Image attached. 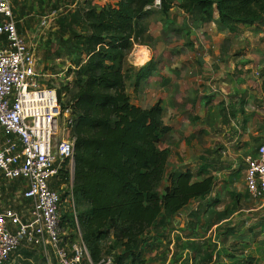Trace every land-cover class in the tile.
<instances>
[{"label":"trees","instance_id":"1","mask_svg":"<svg viewBox=\"0 0 264 264\" xmlns=\"http://www.w3.org/2000/svg\"><path fill=\"white\" fill-rule=\"evenodd\" d=\"M153 3L87 0L58 19L53 41L57 56L69 58L73 79L56 91L62 107L70 109L74 140L72 174L64 164L59 184L70 187L75 207V216L64 212L61 221L75 232L71 242L80 235L91 262L101 260L102 243L110 242L112 264H144L143 252L149 247L171 244L172 219L195 201L183 224L184 242L177 241L185 254L174 251L170 264H221L218 244L239 236L240 227L226 224L211 245L203 236L228 223L235 202L232 209L217 210L221 200L211 196L212 162L203 158L195 174L187 168L169 169L170 151L159 145L171 127L161 120L160 103L142 109L126 93L131 77L138 91L157 72L153 59L138 70L125 65L128 52L148 30L144 20L154 14L153 8L147 9ZM174 8L189 15L194 26L213 22L217 30L231 34L244 26L264 27V0H160L156 10L169 19ZM261 90L264 94V81ZM62 94L69 97L66 102ZM242 103L243 98L239 110L244 114ZM229 106L228 114L234 115L235 105ZM222 111L228 119L225 108ZM238 171L230 174L229 185L240 179ZM225 257L232 264L254 263L253 258Z\"/></svg>","mask_w":264,"mask_h":264},{"label":"rangeland","instance_id":"2","mask_svg":"<svg viewBox=\"0 0 264 264\" xmlns=\"http://www.w3.org/2000/svg\"><path fill=\"white\" fill-rule=\"evenodd\" d=\"M87 0H11L13 11L18 8V13L15 15L18 18L20 13L22 23L18 25L21 34L25 37V41L35 51V57L37 60L38 69L41 71L43 77L41 78V84L45 87H51L58 90L62 86H66L72 81V74H69L68 70L71 68L69 58L65 55L61 57L57 56V47L54 40V35L59 26V20L61 16H64L66 11H72L75 8ZM99 3L102 0H98ZM154 14L145 19L144 23L148 27L146 34L141 38L139 42L134 44L132 49L126 56L125 65L128 68H134L138 70L142 65L153 59L156 64V74L150 77L142 85V90H134L132 77L126 82V93L130 98V102L142 109L150 108L159 102L161 108L165 110V120L167 121L174 115L182 116L180 119L181 129L183 133L186 126L189 124L188 115L192 112L193 102L195 106V113L198 114L200 119L205 116L215 115L216 117L222 116V108H225V114H228L230 110V104L236 105L233 109H238L240 101L243 98L245 111V119L248 117L252 119L251 128L253 132H256L258 124L264 118V97L262 88L261 78V63L264 61V54L260 52L259 48H264V36L260 37L254 30H258L257 27H248L246 29L247 35H244L242 31L241 35L231 34L232 42L229 40L227 43L224 42L226 35H229L226 31H219L213 22L204 23L201 25L190 24V16H185L177 8L172 9L169 15V19H162L163 16L158 13L156 8ZM49 13H54L55 17L52 19L50 26L42 28L39 26V19ZM264 29V27H262ZM255 32V34H253ZM65 38V37H64ZM189 45H192L190 47ZM232 45L234 48L244 46V50L248 49L254 55L252 59V69L246 72L247 83H244L243 69H229L227 64L221 67L219 76L214 72L213 64L220 55V49L225 48L224 46ZM194 46V49H192ZM226 49V48H225ZM228 52V48L226 49ZM140 51H145L144 55L139 54ZM145 53H147L145 55ZM229 59L233 58V55ZM136 56V57H135ZM141 56V57H140ZM239 56V54H238ZM258 57V58H255ZM137 59V60H136ZM143 59L144 61H141ZM139 60V61H138ZM141 63V64H140ZM224 65V64H221ZM257 70L258 77H252V72ZM199 86L192 80L194 77H198ZM215 74V75H214ZM231 75V78H230ZM254 76V74H253ZM246 78V77H245ZM167 83L164 84L167 80ZM241 80V81H239ZM202 81V82H201ZM239 81V82H238ZM244 84L246 85V93H244ZM195 90H197L195 92ZM65 95V94H64ZM62 94L61 101L66 102L69 97ZM209 100V101H208ZM237 100V101H236ZM241 100V99H240ZM208 101V102H207ZM242 103V104H243ZM229 109V110H228ZM213 110V113L209 111ZM177 112V114H175ZM189 113V114H188ZM231 114V113H230ZM243 115V113H242ZM177 116V117H178ZM205 117V118H206ZM171 118L169 120H171ZM233 118L234 115H230L228 121L236 122ZM238 120H241L238 118ZM223 123L220 125L221 128L219 133L222 135L221 140L227 141L233 126H227L223 128ZM200 127L195 132H199ZM211 134H214L211 132ZM193 135V134H192ZM198 135V134H194ZM229 135V136H228ZM206 137L204 134L195 136V139ZM208 137V136H207ZM182 142V141H181ZM236 144V143H235ZM239 144V143H238ZM170 145V144H169ZM172 156L170 160L172 163L176 161L181 153L182 158L186 156L191 158L190 147L178 148L177 152L173 146L170 148ZM234 151H245V149L235 148L230 150ZM177 152V155L174 154ZM200 153L195 151L194 159ZM246 156V155H245ZM233 156L231 154V161ZM169 161V164H172ZM225 165L228 166V162L224 161ZM233 162V161H232ZM183 167L188 168L195 172V168L191 164H185ZM232 170V171H231ZM238 172L240 180L232 186L225 188L224 181L226 180L227 174L231 172ZM69 171H71V164L69 165ZM228 172V173H227ZM214 178L215 186L211 196H217L221 201L217 207L218 211H221L226 206L232 209V205H236L233 215L228 219V223L219 225L217 228L213 227L211 231L203 236L207 238L205 242L211 245L215 234L218 233L222 228L227 226L240 227L239 236H230L226 241L218 244L222 260L221 264H232L230 259L225 256L234 255L237 258H253V264H264V197L259 200H252L247 197L244 187V165L243 159L238 158L233 162V168L220 172L218 175H212ZM1 180V179H0ZM2 181V180H1ZM163 187L166 182L162 183ZM8 188L15 189V186ZM66 186V187H65ZM8 188L0 183L1 197H6L5 203L8 199L10 204L19 206L20 211H24V206L18 205V198L13 200V196L9 197ZM63 203L61 206V217L64 212L69 213V204L65 197L68 186H63ZM236 197V198H235ZM12 201L14 203H12ZM196 205L195 201L189 203L177 217L172 219V226L170 233L171 244L161 245L159 248L147 249L143 252L144 264H170L171 255L177 250L180 254H185L184 249L177 247V241L184 242L183 235V224L186 219L188 211L194 208ZM62 223V221H61ZM64 234L68 238L69 243H73L76 239L71 242V237L75 233L74 230H69L64 224H62ZM222 233V232H221ZM78 234V231H77ZM254 235V236H252ZM222 238V236H220ZM196 242L201 245L204 239L201 237ZM110 242L102 243L101 259H107L114 256L113 251L109 249ZM201 251L203 252L206 245H202ZM156 258L160 260L157 261ZM34 264H45L44 261L35 259ZM30 264V263H29ZM84 264H86L84 262Z\"/></svg>","mask_w":264,"mask_h":264},{"label":"built area","instance_id":"3","mask_svg":"<svg viewBox=\"0 0 264 264\" xmlns=\"http://www.w3.org/2000/svg\"><path fill=\"white\" fill-rule=\"evenodd\" d=\"M159 7L160 0H154L147 9ZM54 17L42 16L39 26L49 27ZM17 23L10 0H0V179L21 181V200L29 203L23 219L0 197V264H12L22 244L38 245L55 264H112L111 258L91 262L80 235L69 243L64 234V185L59 181L63 165L72 163L73 120L56 89L41 84L35 51ZM242 159L245 191L249 199L259 200L264 197V139ZM65 197L75 216L70 187Z\"/></svg>","mask_w":264,"mask_h":264},{"label":"crops","instance_id":"4","mask_svg":"<svg viewBox=\"0 0 264 264\" xmlns=\"http://www.w3.org/2000/svg\"><path fill=\"white\" fill-rule=\"evenodd\" d=\"M11 2V0H10ZM12 6V4H11ZM13 10V7H12ZM15 12L14 16L17 20V30L19 32V34L21 35V37L25 40V37L21 34L20 29L18 28V25L20 23H22V19H24L25 17H21L20 13L18 14V18L15 15V13H18V8L14 9ZM248 27H257V26H244L240 29V31L238 33H236L237 35H241L242 31H244V35H247L246 29ZM258 30H254L255 32L257 31L258 35L260 37L264 36V29H262V27H257ZM227 32V31H226ZM255 32L253 34H255ZM229 35H226L224 42H228L229 40L232 42V38H231V33L227 32ZM235 34V33H234ZM226 49L228 48L229 52L225 49V48H221L220 49V55L217 60L216 63L213 64L214 70H215V74L219 76V71L221 69V67L225 66L227 64V68L229 69L228 71H230V69L232 68L235 69H243L244 71V75L240 76L241 78L244 77V83H247V76H246V72L249 69H252V59H254V55H252L251 51H248V49L244 50V46L240 45V47L234 48L232 45L230 46H224ZM194 49V46L193 48ZM260 52H262L264 54V48H259ZM230 53V55H233L232 59H229L231 56H228ZM239 54V56H238ZM258 58V57H255ZM224 64V65H221ZM226 67V66H225ZM261 68H262V72H261V78L264 81V61L261 63ZM214 74V75H215ZM254 74V76H253ZM258 72L257 70L252 72V77L257 78L258 77ZM200 74H198V77H194V79L192 80L193 82H196V84L199 82L197 79L199 78ZM246 77V78H245ZM231 78V75H230ZM166 82L164 84L167 83L168 79L165 80ZM241 81V80H239ZM238 81V82H239ZM262 81V82H263ZM169 82V81H168ZM202 82V81H201ZM244 84V93H246V85ZM197 86H199V83L197 84ZM138 90H142V87ZM197 90H195L196 92ZM264 97V94L262 95ZM241 99V97H240ZM240 99L238 100V102L240 101ZM237 101V100H236ZM192 104V111L188 116V120H189V124L186 126V128L184 129V132L182 133L180 131L181 129V123L180 119L182 116H178V115H174L175 117H173L171 120H165V110L163 108L162 111V115H161V120L163 122L164 125L166 126H170L171 127V132L170 134H168V136L166 137L165 141L163 143H161L159 145V147L161 149L167 148L170 151V148L173 146V148L177 149H183L185 148V146L190 147V151H191V158L189 156H186L184 159L181 156V153H179V157L176 158V161L174 163L171 162L170 157L172 156V153L170 151V155H169V159H168V168L169 169H184L185 167H183V165L185 164H191L196 170L195 172L190 170L193 174H195L198 171L199 166H201L202 164V159L204 158L205 161L204 163H210L211 167L209 168V171L215 176L216 174L218 175L220 172H223L225 170H229L233 168V162H235L236 159L241 158L249 153H253L255 151V149L257 148L258 145H260V143L262 142V140L264 139V118L263 120H261V123L258 124V127L256 128V132H253V129L251 128L252 125V119H249L248 117H246L245 119V111H244V104H242L243 106V112L244 114L242 115L241 110L238 109H234V117L233 118L236 122H232V121H228V119H223V117L218 116L216 117L214 114L211 116L209 115L208 117H204L203 119H200V117L198 116L197 113H195V106L193 104V102H191ZM236 107V105H235ZM239 107H241L239 105ZM245 110H247L245 108ZM195 111V112H194ZM210 113H213V110L209 111ZM177 114V112L175 113ZM223 114V113H222ZM228 118L230 116V113L227 114ZM178 116V117H177ZM238 118H240L241 120H238ZM223 123V128L227 127V126H233L234 128L231 129L232 134H230V136L228 137L227 141H222L221 137L222 135L219 133L220 130L217 131V129L221 128V124ZM225 126V127H224ZM200 127V131L199 132H195L197 128ZM71 132V131H70ZM211 132H213L214 134H211ZM193 134V135H192ZM194 134H198V135H194ZM205 135L206 137L204 138H200V139H195V136H199V135ZM71 136V134H70ZM208 136V137H207ZM72 138V137H71ZM73 139V138H72ZM182 141V142H181ZM236 143V144H235ZM239 143V144H238ZM170 144V145H169ZM236 146V148H241V149H245V151H237L236 153L234 151H231L232 156H233V162L231 161V154H230V150L234 149ZM195 151L200 153L196 156V158L194 159L193 155L195 153ZM179 152V151H177ZM177 152H174V154L177 155ZM169 161L172 164H169ZM228 162V166L225 165V162ZM70 165V164H69ZM72 163H71V171L70 174H72ZM223 168V169H222ZM188 169V168H187ZM213 170H216L213 171ZM232 171V170H231ZM228 173V172H227ZM233 172L227 174L226 176V180L224 181L225 184V188L228 186H232L235 183H237L236 180L234 181V183L232 185H229V183H227L230 180V174H232ZM0 183H3V185L5 187H10V184H12L11 186H15V189L13 190L12 188H8V191L6 190V192L8 193L9 197L13 196V200L15 198H18L17 201L18 205L24 206L25 209L23 208L24 211H20V207L13 204L9 205L10 202L7 199L5 203L7 206L17 210L20 215L23 217V219H27L28 215H29V211H28V207H29V203L24 202L23 200H21V181H11V182H5V181H1ZM246 193V191H245ZM247 197L248 194L246 193ZM1 193H0V197H1ZM2 198V197H1ZM6 199V197H3L2 200L4 201ZM12 203H14L12 201ZM17 207H19L17 209ZM38 259V260H42L45 262V264H55L53 261L48 262L46 260V258L44 257V253L42 252V250L39 248L38 245L34 244V245H24L22 244V246L18 249V251L16 252L14 258L12 259V264H34L33 260Z\"/></svg>","mask_w":264,"mask_h":264},{"label":"bare ground","instance_id":"5","mask_svg":"<svg viewBox=\"0 0 264 264\" xmlns=\"http://www.w3.org/2000/svg\"><path fill=\"white\" fill-rule=\"evenodd\" d=\"M139 52V51H138ZM145 52V51H144ZM144 52L143 51H140L139 52V54H141V55H144ZM147 53H145V55H146ZM136 57V56H135ZM141 57V56H140ZM137 60V59H136ZM139 61V60H138ZM141 61H144L143 59H141ZM141 64V63H140Z\"/></svg>","mask_w":264,"mask_h":264}]
</instances>
